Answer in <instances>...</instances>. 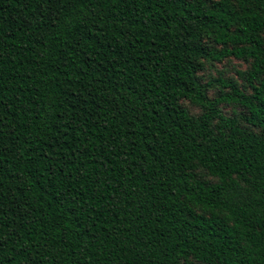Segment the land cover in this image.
<instances>
[{
    "label": "trees",
    "instance_id": "1",
    "mask_svg": "<svg viewBox=\"0 0 264 264\" xmlns=\"http://www.w3.org/2000/svg\"><path fill=\"white\" fill-rule=\"evenodd\" d=\"M0 264H264V0H0Z\"/></svg>",
    "mask_w": 264,
    "mask_h": 264
},
{
    "label": "rangeland",
    "instance_id": "2",
    "mask_svg": "<svg viewBox=\"0 0 264 264\" xmlns=\"http://www.w3.org/2000/svg\"><path fill=\"white\" fill-rule=\"evenodd\" d=\"M244 65H241L237 62H231V63H225L220 65H215V67L209 68L204 75L205 78L213 77L216 78L219 75H226L229 73L231 77H234L236 75V70L244 69ZM227 112H229V109H226Z\"/></svg>",
    "mask_w": 264,
    "mask_h": 264
}]
</instances>
